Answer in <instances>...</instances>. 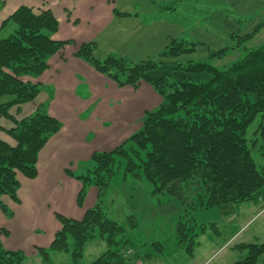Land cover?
Wrapping results in <instances>:
<instances>
[{"label": "trees", "instance_id": "1", "mask_svg": "<svg viewBox=\"0 0 264 264\" xmlns=\"http://www.w3.org/2000/svg\"><path fill=\"white\" fill-rule=\"evenodd\" d=\"M113 13L127 16L117 9ZM7 22L13 24L14 30L0 39V117L12 121L15 127L0 130L16 145L0 139V211L12 218L13 213L1 198L8 196L20 203L18 174L30 180L38 177L39 155L63 126L50 116L45 105L38 106L32 116L21 121L11 116L10 110L37 99L41 86L24 82L23 78L40 77L49 68V60L72 42L53 38L59 31V21L51 10L35 13L33 8L22 6ZM263 28L264 19L253 32L239 37V44L243 46ZM201 45L173 39L155 59L140 63L112 55L101 60L96 56L95 43L80 45L76 57L97 72L121 88L138 89L142 82H147L162 102L145 113L140 130L117 149L97 152L83 164L85 174L66 170L69 177L82 184L79 207H83L92 186L99 190V198L81 221L56 214L62 228L48 249L37 248L41 264H52V258L58 254H70L71 262L67 264H83L85 247L93 240L105 242L108 249L91 264L127 262L122 251L130 246L125 228L105 208L121 160L126 162L124 179H145L155 193H163L172 202L193 209H232L235 204L254 201L264 189V168L258 169L247 140L249 127L261 116L257 133L260 132L264 152V45L246 48L244 58L226 67L211 61L179 62L159 79L151 77L162 66L163 59L191 55ZM229 51L233 48L212 57L223 58ZM183 218L186 217L177 222L175 233L192 258L206 228L194 219ZM2 236L8 237L9 233L0 230V264H25L26 255L5 249ZM237 247L248 250V255L234 264H258L264 256V243Z\"/></svg>", "mask_w": 264, "mask_h": 264}, {"label": "crops", "instance_id": "2", "mask_svg": "<svg viewBox=\"0 0 264 264\" xmlns=\"http://www.w3.org/2000/svg\"><path fill=\"white\" fill-rule=\"evenodd\" d=\"M22 6L33 8L35 13L51 10L59 21L53 38L72 42L49 60V68L40 77L23 78L41 86L37 99L10 110L11 116L21 121L45 105L50 116L63 126L39 155L38 177L30 180L18 174L20 203L8 196L1 198L13 213L7 218L0 212V230L9 233L2 236L3 246L22 251L28 260L39 257L37 248L48 249L61 230L56 214L81 221L98 201L99 190L91 187L83 207H79L82 184L65 171L76 173L95 153L113 152L140 130L145 113L162 102L147 82L138 89L121 88L97 72L76 57L80 45L95 43L96 56L101 60L112 55L140 63L157 57L173 39L202 44L191 55L163 59L162 66L151 73L153 79L165 74L164 66L170 68L179 62L211 61L217 65L222 58L215 59L214 54L227 48H233V53L240 49L239 37L253 32L263 21L264 0H0V35L6 31L8 37L13 32V24L7 20ZM114 9L127 16H116ZM261 33L264 28L257 35ZM248 42L244 50L249 48ZM14 127L12 121L0 117V128ZM0 139L16 145L1 130ZM115 202L109 204L114 206ZM196 257L188 256L187 264ZM135 262L131 260V264Z\"/></svg>", "mask_w": 264, "mask_h": 264}, {"label": "rangeland", "instance_id": "3", "mask_svg": "<svg viewBox=\"0 0 264 264\" xmlns=\"http://www.w3.org/2000/svg\"><path fill=\"white\" fill-rule=\"evenodd\" d=\"M5 37L6 31L0 35V39ZM250 41L246 47L255 49L263 46L264 33ZM238 45L235 43L234 46ZM243 48L245 45L222 58L216 66L226 67L244 58L248 52ZM162 70L168 73V66H164ZM261 121V116H258L247 132L248 146L258 169L264 168L262 140L260 132L257 133ZM120 163V169L112 181L110 193L113 191V195L108 194L110 197L106 199L108 204H105V208L110 217L125 228V236L130 241V246L122 249L124 259L127 260L125 264H131V260L136 261L134 264H187L190 258L186 245L179 243L175 233L176 224L181 217L194 219L198 225L206 228L205 233L200 234L198 239L196 261L190 264H204L209 257L211 258L207 264H234L248 255V250L237 245L264 243V211L254 217L257 211L264 209V189L257 194L254 201L235 204L232 209H193L179 202H172L171 198L163 193H155L154 187L145 179H124L126 162L121 160ZM85 172V167L79 166L78 172L74 174ZM112 200L116 201L114 206L109 204ZM131 216L136 219H131ZM107 249V246L98 240L89 241L85 247L83 264H91ZM70 262L71 256L67 254H58L52 258V264ZM25 264H41V260L39 257H33ZM258 264H264V256L259 259Z\"/></svg>", "mask_w": 264, "mask_h": 264}]
</instances>
